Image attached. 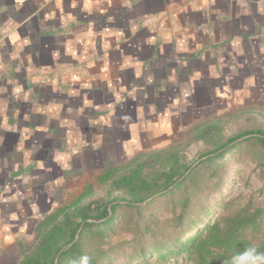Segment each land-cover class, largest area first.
Wrapping results in <instances>:
<instances>
[{
    "label": "crops",
    "instance_id": "crops-1",
    "mask_svg": "<svg viewBox=\"0 0 264 264\" xmlns=\"http://www.w3.org/2000/svg\"><path fill=\"white\" fill-rule=\"evenodd\" d=\"M56 3L0 0V264H10L50 203L40 189L52 179L55 140L71 150L51 161L58 175L69 155L121 152L195 98L264 94V0ZM10 22L31 41L15 58L16 45L2 35ZM66 116L77 117L72 128Z\"/></svg>",
    "mask_w": 264,
    "mask_h": 264
},
{
    "label": "trees",
    "instance_id": "trees-1",
    "mask_svg": "<svg viewBox=\"0 0 264 264\" xmlns=\"http://www.w3.org/2000/svg\"><path fill=\"white\" fill-rule=\"evenodd\" d=\"M251 142L256 159H264V130L254 129L188 165L176 154L156 153L150 156L154 162L149 157L108 168L98 176L107 183L105 196L83 201L92 191L88 185L45 215L16 264H69L85 254L91 264H227L231 252L252 243L264 252V206L250 210L231 199L222 201L228 210L222 215L221 201L211 202L223 158Z\"/></svg>",
    "mask_w": 264,
    "mask_h": 264
},
{
    "label": "rangeland",
    "instance_id": "rangeland-1",
    "mask_svg": "<svg viewBox=\"0 0 264 264\" xmlns=\"http://www.w3.org/2000/svg\"><path fill=\"white\" fill-rule=\"evenodd\" d=\"M258 86V89H264V83H259ZM254 94L251 96L246 94L245 96L243 93L240 95L229 92L226 97L222 96L221 98H216L218 94L211 95L213 99L210 100L195 98L190 101L189 105L182 108V114L168 116L169 124L163 123L160 131L157 130L158 126L156 125L157 131L148 129L145 135L144 133H139V137L141 134L143 139L132 138V140H129L130 146L121 150V152H116L111 147L101 150L99 148V153L101 154L98 156L86 147L83 149L85 151L79 153L76 157L73 156L71 158L69 155L70 159L68 157L66 162H63L64 164L62 162L58 163L60 168V174L58 175L52 172L54 164L51 161L53 159L55 161L59 153L69 151L70 147L65 146V139L62 141V146L58 145V141L55 140V147H51L49 153L54 155V157L50 156L51 163L49 162L48 164L52 179L47 182V185L42 187L43 189H40V192L47 194V199L50 200V203L49 205H42L41 216L44 217L57 208L68 204L79 193L87 189L88 185L92 188V191L83 201L90 198L104 197L108 188L107 183H100L98 176L110 167H122L132 161L150 159V156L156 153H159L162 157H166L171 153L173 155L176 154L183 163L188 165L199 156L216 149V146L224 143L230 137L248 130H264V94H262L261 98L256 99ZM75 104V101L71 102V105L74 106ZM65 118L70 120L69 124L66 125L72 128V124L75 122L73 120L77 119V117L66 116ZM165 118L163 117L162 120ZM51 119L56 120V117L53 116ZM156 119V122L160 121L159 117H156ZM150 127L148 126L147 128ZM62 128L60 133H63ZM128 136L130 137V133ZM244 147L239 153L236 152L231 156L226 155L223 158L225 168L223 169V175L219 176L221 181L216 190L213 191L215 197L211 200V202L214 199L221 201L219 214L223 215L228 211H224V203L231 199L235 201L234 205L239 207L248 205L250 210L264 206V159L260 161L256 159L258 153L256 151L257 148H254L253 142L244 145ZM153 159L155 158L153 157ZM153 159L151 158L149 162H154ZM62 160L65 161L64 159ZM73 160H77V162H73ZM64 165H68V167L63 168ZM64 175V180L61 178L59 181H54V178L60 179ZM116 194L117 192H114L112 195ZM167 205L168 203L165 202L163 208ZM42 217L38 218L34 223V228L29 235L25 234L26 236L24 235L20 238L14 252H12L15 255L10 256V264H16L20 256L32 244L36 235V224L43 219ZM263 230L264 228H262Z\"/></svg>",
    "mask_w": 264,
    "mask_h": 264
},
{
    "label": "clouds",
    "instance_id": "clouds-1",
    "mask_svg": "<svg viewBox=\"0 0 264 264\" xmlns=\"http://www.w3.org/2000/svg\"><path fill=\"white\" fill-rule=\"evenodd\" d=\"M19 3H23V0H18ZM48 0H44V4H47ZM44 4L40 5V8L44 7ZM56 7L59 8L61 7V0H57ZM75 7V4L73 5ZM85 9L90 10V6L88 3H85L84 5ZM54 18V13H48L45 16V19H53ZM20 25L17 24H12L10 22V26L8 28H5L3 30L2 35L3 36H9L11 41L16 45L17 51L13 53V57L15 58L18 56L19 51L23 50V46L28 45L31 43V41L27 38L23 39L22 41L20 40L19 35L15 31ZM0 44H2V39H0ZM107 47V45H105ZM69 52H72L71 48H69ZM73 55H75L74 52H72ZM127 63V61H126ZM88 86V85H85ZM0 91H5L4 89H0ZM22 91L21 87L17 86L14 88V93L19 94ZM131 95V93H129ZM27 99V95L24 97ZM62 158L60 156L56 157V160L59 161ZM65 167H68V165H64ZM38 167H43V163H39ZM7 191V189H5ZM12 199H15L13 197ZM14 218V217H13ZM9 240L11 238H8ZM91 257L88 255H81L77 258H73L69 261V264H91ZM227 264H264V252H261L259 250V246L252 243L246 246L243 250H237L233 251L229 254L227 258Z\"/></svg>",
    "mask_w": 264,
    "mask_h": 264
},
{
    "label": "water",
    "instance_id": "water-1",
    "mask_svg": "<svg viewBox=\"0 0 264 264\" xmlns=\"http://www.w3.org/2000/svg\"><path fill=\"white\" fill-rule=\"evenodd\" d=\"M77 236V235H76Z\"/></svg>",
    "mask_w": 264,
    "mask_h": 264
}]
</instances>
